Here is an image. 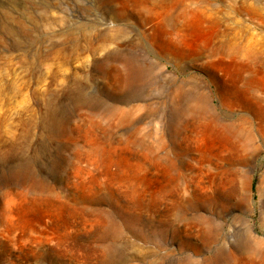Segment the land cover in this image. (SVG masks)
<instances>
[{
  "label": "rangeland",
  "instance_id": "rangeland-1",
  "mask_svg": "<svg viewBox=\"0 0 264 264\" xmlns=\"http://www.w3.org/2000/svg\"><path fill=\"white\" fill-rule=\"evenodd\" d=\"M255 240L264 0H0V264H237Z\"/></svg>",
  "mask_w": 264,
  "mask_h": 264
},
{
  "label": "bare ground",
  "instance_id": "bare-ground-1",
  "mask_svg": "<svg viewBox=\"0 0 264 264\" xmlns=\"http://www.w3.org/2000/svg\"><path fill=\"white\" fill-rule=\"evenodd\" d=\"M240 53L239 50L234 51L235 55ZM214 121H216L217 117L213 116ZM245 120L241 119V122L232 123L228 125L225 129L229 137L236 139L237 141H242L244 136H247V132H245L244 124ZM241 252L244 254V258H242L237 264H264V242L261 240H255L254 242H247L240 247ZM234 258V256H233ZM229 261L231 257L228 255L225 256L223 251L219 252L215 257L212 263H219L221 260ZM184 264H193L192 260L187 259ZM232 264V263H231Z\"/></svg>",
  "mask_w": 264,
  "mask_h": 264
}]
</instances>
